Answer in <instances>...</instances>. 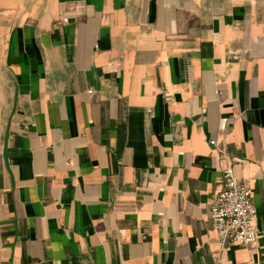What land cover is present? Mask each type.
Segmentation results:
<instances>
[{
  "label": "crops",
  "instance_id": "crops-1",
  "mask_svg": "<svg viewBox=\"0 0 264 264\" xmlns=\"http://www.w3.org/2000/svg\"><path fill=\"white\" fill-rule=\"evenodd\" d=\"M0 264H264V0H0Z\"/></svg>",
  "mask_w": 264,
  "mask_h": 264
},
{
  "label": "built area",
  "instance_id": "built-area-1",
  "mask_svg": "<svg viewBox=\"0 0 264 264\" xmlns=\"http://www.w3.org/2000/svg\"><path fill=\"white\" fill-rule=\"evenodd\" d=\"M165 101L172 96L165 94ZM210 144H216L214 140ZM257 210L253 203L252 191L247 181L239 179L229 166L222 171V188L209 205V222L216 233L221 249L237 243L251 246L257 240Z\"/></svg>",
  "mask_w": 264,
  "mask_h": 264
}]
</instances>
